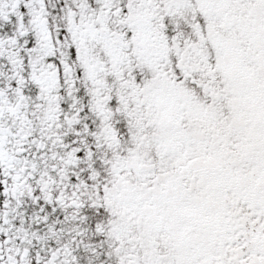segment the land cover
Masks as SVG:
<instances>
[{"label":"snow or ice","instance_id":"1","mask_svg":"<svg viewBox=\"0 0 264 264\" xmlns=\"http://www.w3.org/2000/svg\"><path fill=\"white\" fill-rule=\"evenodd\" d=\"M0 264H264V0H0Z\"/></svg>","mask_w":264,"mask_h":264}]
</instances>
